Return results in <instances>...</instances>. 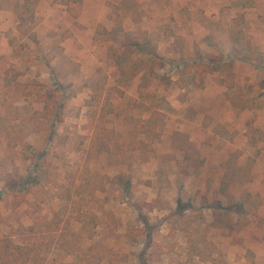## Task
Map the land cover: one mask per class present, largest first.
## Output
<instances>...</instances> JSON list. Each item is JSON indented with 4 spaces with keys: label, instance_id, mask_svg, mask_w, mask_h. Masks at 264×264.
I'll use <instances>...</instances> for the list:
<instances>
[{
    "label": "rangeland",
    "instance_id": "obj_1",
    "mask_svg": "<svg viewBox=\"0 0 264 264\" xmlns=\"http://www.w3.org/2000/svg\"><path fill=\"white\" fill-rule=\"evenodd\" d=\"M29 84L61 122L26 121ZM0 238L28 264H264V0H0Z\"/></svg>",
    "mask_w": 264,
    "mask_h": 264
},
{
    "label": "trees",
    "instance_id": "obj_2",
    "mask_svg": "<svg viewBox=\"0 0 264 264\" xmlns=\"http://www.w3.org/2000/svg\"><path fill=\"white\" fill-rule=\"evenodd\" d=\"M202 68L204 70H202ZM196 71L200 76H204L205 74H208L211 69L208 65H204L203 67H198ZM21 75V72L14 71L13 69L7 70L4 76L5 90H12L14 81ZM26 87L27 91L23 93V97L30 102L41 105L40 109L34 110L26 118V121L29 124L37 126L42 122L53 123L62 121L61 118H56V115L48 102L49 100L46 98L45 94L42 93L43 87L37 84H29ZM151 126L153 127L151 128ZM141 131L142 133L147 131L156 132L155 126L148 123L141 126ZM142 144L144 145V143ZM15 249L8 242H5L0 238V264H28V261L23 258V256H27L28 254L22 255V252L15 251ZM18 249L20 250V248Z\"/></svg>",
    "mask_w": 264,
    "mask_h": 264
}]
</instances>
